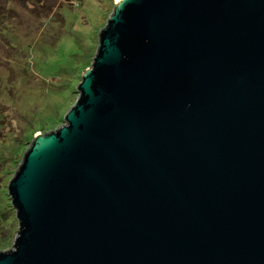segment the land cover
Instances as JSON below:
<instances>
[{
  "label": "water",
  "instance_id": "1",
  "mask_svg": "<svg viewBox=\"0 0 264 264\" xmlns=\"http://www.w3.org/2000/svg\"><path fill=\"white\" fill-rule=\"evenodd\" d=\"M76 92L0 264H264V0H116Z\"/></svg>",
  "mask_w": 264,
  "mask_h": 264
},
{
  "label": "rangeland",
  "instance_id": "2",
  "mask_svg": "<svg viewBox=\"0 0 264 264\" xmlns=\"http://www.w3.org/2000/svg\"><path fill=\"white\" fill-rule=\"evenodd\" d=\"M115 1L0 0V212L9 219L0 214V225L13 232L0 251L12 249L18 230L8 181L35 132L64 123Z\"/></svg>",
  "mask_w": 264,
  "mask_h": 264
},
{
  "label": "trees",
  "instance_id": "3",
  "mask_svg": "<svg viewBox=\"0 0 264 264\" xmlns=\"http://www.w3.org/2000/svg\"><path fill=\"white\" fill-rule=\"evenodd\" d=\"M84 71V70H83ZM82 71V72H83ZM81 72V73H82ZM75 92V91H74ZM1 116H2V114H0V118H1ZM52 123H54V122H52ZM5 212H8V210H6V211H1L0 212V214H2V215H5ZM4 220H3V223H6L7 224V222L9 221V219H8V217L5 215V217L3 218ZM7 229V231H4V230H6ZM9 231V229L6 227V226H4V227H2V225H0V240H4V241H7L9 238H11V236H13V232L12 231H10V233H7ZM2 233V234H1Z\"/></svg>",
  "mask_w": 264,
  "mask_h": 264
}]
</instances>
